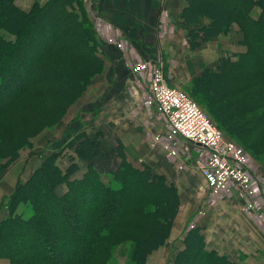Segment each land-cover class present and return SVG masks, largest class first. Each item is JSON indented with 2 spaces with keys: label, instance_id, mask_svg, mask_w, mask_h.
Masks as SVG:
<instances>
[{
  "label": "trees",
  "instance_id": "16d2710c",
  "mask_svg": "<svg viewBox=\"0 0 264 264\" xmlns=\"http://www.w3.org/2000/svg\"><path fill=\"white\" fill-rule=\"evenodd\" d=\"M81 3L38 0L24 11L14 0H0V174L6 166L2 158H15L18 149L51 121L24 105V95H32L38 87L47 96L69 102L79 93L77 87L103 69L99 41ZM255 7L260 8L256 17ZM180 18L192 50L237 25L245 50L221 56L214 66L203 68L192 80V92L204 93L222 132L251 136V148L257 153L264 150V0H186ZM15 109L24 114L23 124L2 122ZM62 113L60 108L56 115ZM115 141L120 162L107 177L93 163L100 153L97 139L82 130L66 145L86 161L80 176H74L80 168L74 156L66 169L61 167V149L18 182L5 200L9 214L0 221V258H8L9 264H105L113 240L139 227L142 233L132 236L130 258L133 264H147L148 255L170 237L180 195L166 175L129 160L122 140ZM62 183L66 188L59 193ZM21 203H29L32 213L22 214ZM136 212L137 219L130 221ZM175 263L244 264L206 248L195 226L186 231Z\"/></svg>",
  "mask_w": 264,
  "mask_h": 264
},
{
  "label": "crops",
  "instance_id": "0c3cea01",
  "mask_svg": "<svg viewBox=\"0 0 264 264\" xmlns=\"http://www.w3.org/2000/svg\"><path fill=\"white\" fill-rule=\"evenodd\" d=\"M83 4L86 11L88 9L90 20L93 22V16L98 19L97 37L104 59V70L100 74L101 83L98 85L97 96L101 99L107 94L106 97L110 98L106 99L98 111H103V116L99 119L109 115L114 118L113 136L122 140L129 160L148 164L153 172L166 175L178 188L181 205L167 241H170L173 234L183 241L187 230L185 228L191 223V218H188L198 217L200 220L196 227L200 228L204 236L206 248L215 249L244 264L262 262L264 211H257L258 208L255 207L250 213L243 212L241 204L243 206L244 198L239 194H221L209 200L207 182L197 166L198 162L205 161L208 156L204 148L181 139L172 145L179 150L176 156H172L164 148L163 142L153 141L154 136L165 134L166 118L147 105L148 83L136 77L131 69L135 59H158L162 62L167 83L180 88L176 83L177 78L182 77L185 84L188 78L203 68L216 64L237 25H232L226 34H220L204 46L192 50L186 40L187 30L180 18L186 0H83ZM17 5L22 7L18 3ZM257 11L256 7L252 11L255 17L260 10ZM111 27L118 30L125 40L124 49L105 40ZM239 32L236 31L235 35ZM237 49L244 51L241 47ZM109 119L111 117L107 121ZM87 133L92 136L89 130ZM115 143V140L114 144L109 143L110 149L105 148L106 152L114 154ZM114 157L118 159L117 156ZM12 186L14 184L9 186V192L14 188ZM7 188L6 183L5 193ZM258 198L264 201V190ZM208 200L212 203L205 211L202 208L208 204ZM200 215L204 217L200 218ZM162 247L148 255L147 263L150 261L149 257L158 253ZM156 260L157 258L153 262ZM0 261L4 264L3 259Z\"/></svg>",
  "mask_w": 264,
  "mask_h": 264
},
{
  "label": "rangeland",
  "instance_id": "374dc122",
  "mask_svg": "<svg viewBox=\"0 0 264 264\" xmlns=\"http://www.w3.org/2000/svg\"><path fill=\"white\" fill-rule=\"evenodd\" d=\"M35 1L38 2V0H14L16 4L18 3L20 6L25 8L23 9L22 7H20L24 11L30 10L33 7ZM81 2H82L81 3L82 7H84L83 0H81ZM256 10L259 11L260 8L256 7ZM87 16H88V19H90L88 15V9H87ZM92 18H93V22L90 20L92 22V24L90 23V25L94 27V31L97 36L98 35V25H97L98 19H96V17L94 16ZM233 29H234V33L233 32L231 33L230 40L228 44L222 50L223 55L221 56L231 55L234 52H238L237 48L239 47L245 50V45L240 43V40L242 38V33L239 32V34L237 33V35H235L236 31H238L239 29L237 26L234 27ZM4 35L7 37H11L6 34ZM109 36H110V33L106 35V38H105L106 41H107V38H109ZM73 37L74 36H71V38ZM97 40L99 41L98 37H97ZM119 41H121L124 46L126 45V43L122 39L119 38ZM108 43L113 44L110 42ZM114 45L116 46L115 43ZM79 51H81V49H79ZM79 51L77 52L79 53ZM103 70H104V64H103L102 71L93 75L89 83H87L83 87H77V90H79V93L75 96L74 99H72L69 102L64 101L56 96H47V94L44 93L43 91H39L38 87H34L32 89L33 90L32 92H34L32 95H29V94L24 95L22 99V103L24 105L28 107H31V106L35 107L37 112L42 113L44 115H48L49 116L48 118L51 121L49 125L41 129L38 134H36L35 136H32L29 139V143L27 145L18 149L17 156L15 158L10 159L9 156L6 158H2L1 161L5 163L6 166L3 168L0 174V221L5 216H7V214H9L7 205L5 203L6 198H8L12 194L18 182L19 181L23 182L30 175H32L34 169H36L41 164L43 159L47 157L51 152L62 149V153L59 156L58 162L61 165V167L64 169H66V167L71 162L69 157L74 156L73 161L77 162L78 166L81 167L79 169L80 171H78L76 176H79L82 174V172L85 170L86 161L83 159H78L76 157L74 148L69 147V146L66 147L68 142L72 140V138L78 132L82 130H86V131L89 130L90 133L92 134L91 137L97 139L98 149L100 153L93 160V163L95 164V166L98 167L99 170H101V172L106 177L108 174L107 172H109L110 170H112L113 168L119 165V162H120L119 157L118 159H116L114 157V156H117L115 153L109 154L108 152H106V149H105V148L110 149L109 143L114 144V140L116 139L115 136H113L115 132L114 130L115 127H114V123H112L113 122L112 120L114 118L109 115L107 116V118L111 117L109 121H107V118H104L102 120L99 119V118H102L103 111L101 113L98 111H100V108L103 106V104H105L106 99L108 100L110 99L106 97L107 94H104L101 97V99L98 98L97 96V93L99 90L98 85L101 83L100 74L103 72ZM195 75L188 78L189 80L185 82V84H183L185 80L182 77L180 79L177 78L176 83L179 84L180 86L179 89L183 90L184 92L192 96L195 99V101L198 103V105L207 113V115L210 117L212 122L219 126V124L212 118V115L209 112V109L206 105V101L204 100L205 98L204 93L202 92L200 94L199 93L194 94L192 92V80L194 79ZM36 96H43V97L40 99ZM43 100H48V103L44 104L45 101L43 102ZM62 106L64 108H62ZM60 108H61V111L63 110V113L59 117L56 115V112H58V109ZM56 117H59V118H56ZM23 120H24V114L15 109V110H12L10 113H8L5 117H3L2 122L9 123L13 126H20L23 124L22 123ZM100 132H102L103 135L100 136ZM223 132H224V136L226 139L233 141L235 144H237L243 149L247 157L248 164L250 168L252 169V171L255 172V174L259 176L260 178H263L264 177V150L257 153V151L254 148H251V145L249 143L253 137L250 136L245 139L239 136L238 133H234L233 131H230V132L228 131L229 132L228 133L225 130H223ZM154 137H153V141H155ZM155 142H158V141H155ZM112 158H114L117 162H113ZM203 162H198L197 166H200ZM6 183L8 184V188L5 193L4 191H5ZM11 184L12 185L14 184V186H12L14 188L12 189L11 192H9L8 189ZM65 188H66L65 183L60 184L58 187L59 193L64 192ZM257 198L258 196L254 200V207L258 208L257 211H260V212L264 211V201H261L259 198L258 199ZM113 200H115L114 195L109 197V203L111 205L113 203L112 202ZM207 203L208 204H206L202 208L205 211H207V209L205 208L208 207L212 203V201H209ZM140 208L145 209L146 207H140ZM18 210L21 211V213L25 215H29L32 213V207L29 203H21L18 206ZM241 210L243 212H246L245 210L242 209V204H241ZM200 212L203 213L202 210H200ZM138 213L139 212L131 214L129 216L130 221H135L137 219L136 214ZM246 213H249V212H246ZM201 217H204V216L200 215V218ZM190 218H191V223L189 224V226H187V228H185L187 230L190 227H193V226L196 227V223L199 222L200 220L198 217L190 216L188 219ZM182 231H183V228H182ZM141 233L142 231L138 227V228H135L134 230L128 231V233L123 234L122 235L123 239L117 240L116 238L115 240H113L114 244H113L112 252L109 255V257L104 261V263L105 264H133L130 258L131 250L133 246L132 236L134 235L137 236V235H140ZM181 246L183 247V241L178 240L175 234H173L170 241H167L165 246L162 247V249L158 251V253H156L154 256L149 257L150 261H148L147 264H176L175 258H176L178 251L181 249ZM156 258L157 260L153 262V260H155ZM0 259L4 260V264H9L8 258L1 257ZM262 262L256 263V264H261V263L264 264V260ZM0 264H2L1 261H0Z\"/></svg>",
  "mask_w": 264,
  "mask_h": 264
},
{
  "label": "built area",
  "instance_id": "2783aa9c",
  "mask_svg": "<svg viewBox=\"0 0 264 264\" xmlns=\"http://www.w3.org/2000/svg\"><path fill=\"white\" fill-rule=\"evenodd\" d=\"M119 38L125 42L118 30L111 27L107 41L124 49L126 45ZM131 69L136 77L148 83L147 105L166 118L165 134L155 136L154 140L162 141L172 156L179 153L172 145L181 139L204 148L208 156L199 168L207 182L209 200L221 194H239L244 198L242 209L252 212L255 198L264 190V177L260 178L252 171L243 149L226 139L221 129L186 92L167 83L160 60L137 59Z\"/></svg>",
  "mask_w": 264,
  "mask_h": 264
}]
</instances>
